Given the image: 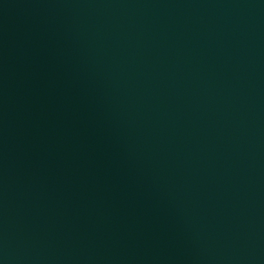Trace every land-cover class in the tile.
<instances>
[{
	"label": "water",
	"instance_id": "1",
	"mask_svg": "<svg viewBox=\"0 0 264 264\" xmlns=\"http://www.w3.org/2000/svg\"><path fill=\"white\" fill-rule=\"evenodd\" d=\"M0 264H264V0H0Z\"/></svg>",
	"mask_w": 264,
	"mask_h": 264
}]
</instances>
